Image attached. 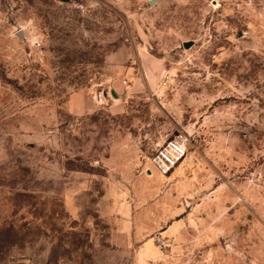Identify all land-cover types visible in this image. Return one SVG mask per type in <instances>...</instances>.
Returning a JSON list of instances; mask_svg holds the SVG:
<instances>
[{
    "label": "rangeland",
    "instance_id": "rangeland-1",
    "mask_svg": "<svg viewBox=\"0 0 264 264\" xmlns=\"http://www.w3.org/2000/svg\"><path fill=\"white\" fill-rule=\"evenodd\" d=\"M0 264H264V0H0Z\"/></svg>",
    "mask_w": 264,
    "mask_h": 264
},
{
    "label": "built area",
    "instance_id": "built-area-1",
    "mask_svg": "<svg viewBox=\"0 0 264 264\" xmlns=\"http://www.w3.org/2000/svg\"><path fill=\"white\" fill-rule=\"evenodd\" d=\"M187 155V141L179 135L166 140L151 155V167L161 176L168 175Z\"/></svg>",
    "mask_w": 264,
    "mask_h": 264
},
{
    "label": "crops",
    "instance_id": "crops-1",
    "mask_svg": "<svg viewBox=\"0 0 264 264\" xmlns=\"http://www.w3.org/2000/svg\"><path fill=\"white\" fill-rule=\"evenodd\" d=\"M69 107L72 110L73 113L78 114V115H82L83 113H87L91 108L82 105V103L80 102V100L76 97V98H72L69 102Z\"/></svg>",
    "mask_w": 264,
    "mask_h": 264
},
{
    "label": "water",
    "instance_id": "water-1",
    "mask_svg": "<svg viewBox=\"0 0 264 264\" xmlns=\"http://www.w3.org/2000/svg\"><path fill=\"white\" fill-rule=\"evenodd\" d=\"M151 4H152V2H150V5H151ZM16 37H18V38H23L21 31H18V32L16 33Z\"/></svg>",
    "mask_w": 264,
    "mask_h": 264
}]
</instances>
